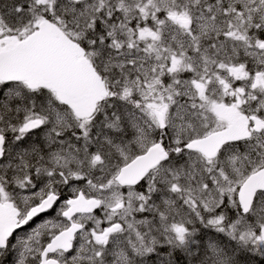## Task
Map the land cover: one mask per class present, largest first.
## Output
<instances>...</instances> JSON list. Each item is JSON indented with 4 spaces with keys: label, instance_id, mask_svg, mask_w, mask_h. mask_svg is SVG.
<instances>
[{
    "label": "snow or ice",
    "instance_id": "obj_1",
    "mask_svg": "<svg viewBox=\"0 0 264 264\" xmlns=\"http://www.w3.org/2000/svg\"><path fill=\"white\" fill-rule=\"evenodd\" d=\"M0 264H264V0H0Z\"/></svg>",
    "mask_w": 264,
    "mask_h": 264
}]
</instances>
